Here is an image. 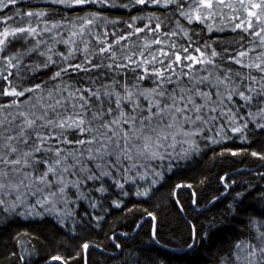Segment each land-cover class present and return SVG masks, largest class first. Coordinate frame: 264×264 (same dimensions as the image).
<instances>
[{"label":"snow or ice","instance_id":"obj_1","mask_svg":"<svg viewBox=\"0 0 264 264\" xmlns=\"http://www.w3.org/2000/svg\"><path fill=\"white\" fill-rule=\"evenodd\" d=\"M250 125L264 134V0H0V242L7 235L20 249L9 257L30 264L38 252V236L9 231L20 220H54L52 239L68 237L84 226L83 202L103 209L113 189L110 209L160 194L183 210L178 193L193 184L169 185L181 163L216 145L220 156L241 154L226 142L247 141ZM251 156L264 160V151ZM227 214L243 227L209 249L213 264H264V186L243 184ZM103 219L94 217L97 227ZM214 224L193 225L187 248L212 241ZM77 248L51 260L87 264L100 245Z\"/></svg>","mask_w":264,"mask_h":264},{"label":"trees","instance_id":"obj_2","mask_svg":"<svg viewBox=\"0 0 264 264\" xmlns=\"http://www.w3.org/2000/svg\"><path fill=\"white\" fill-rule=\"evenodd\" d=\"M33 2H39V0H33ZM111 14L123 15L124 10H112ZM226 146L233 150L243 149V152L236 156L231 154L220 156L222 146H213L216 149L215 152L207 151L206 155L195 157L189 162H182L176 175L169 180V185L181 181L193 184V189L185 188L178 193L183 204L184 217L179 212V204L167 199L161 201L160 194L151 200L134 195L124 197V204L127 207L123 210L114 207L110 209L111 200L117 199L119 193L118 189H113L110 194H106L109 195V200L104 202L103 209L99 207L93 209L87 201L83 202L78 211L83 217L84 226H78L76 232L68 237L57 235L56 239H52L56 234V229L53 227L54 220L51 223L20 220L9 231L30 232L40 238L38 252L28 257L30 264H46L52 261L51 257L56 254L65 257L74 255L78 251L77 245L84 241L99 244L98 249L110 254L105 255L90 248L87 264H122V259L129 256L160 258L165 260V264H213V256L209 249L214 250L217 244L232 236L233 230L243 227L239 224L243 217L233 220L232 215L227 214V206L232 202L235 191H240L243 184L248 182L264 186V181L259 175L264 173V160L251 156L252 151H264V134H261L259 129H252L250 125L247 141L237 136L235 139L228 140ZM225 174L236 180L237 185L225 188L224 183L219 180V177ZM169 175L171 176V173ZM204 177L207 179L201 184L200 180ZM193 190L197 194L196 204H193L189 198V193ZM162 192L167 195L168 187H165ZM94 196L100 199L99 193H95ZM216 197L219 199H215ZM129 208H135V211L129 212ZM149 211L157 215L155 221L157 240H152L150 236L154 222L147 215ZM85 212L91 215H85ZM105 212L109 214L105 215ZM226 214L227 219H225ZM96 215L104 216L99 227L94 220ZM145 218L150 219L143 221ZM213 218L216 224L212 226V231L215 232L212 241L205 240L203 245L198 244L194 249L187 248L186 242H190L191 226L195 225L198 231H207ZM89 221L92 222L91 226ZM142 221L139 230L133 235L137 225ZM77 235L79 239H73V236ZM113 235L116 237L115 241L110 239ZM60 241H63L66 246H62ZM116 243L124 246L123 249L116 248L114 246ZM5 244L7 247L4 246ZM12 250L20 251L18 247L13 248V243L5 235L0 242V264H9V260L14 264H25L16 257L8 256ZM50 264H61V262L52 261ZM80 264L83 262L81 261Z\"/></svg>","mask_w":264,"mask_h":264},{"label":"water","instance_id":"obj_3","mask_svg":"<svg viewBox=\"0 0 264 264\" xmlns=\"http://www.w3.org/2000/svg\"><path fill=\"white\" fill-rule=\"evenodd\" d=\"M178 209H179V212H180V213L182 214V216L184 217L183 212H182V210L180 209L179 205H178ZM148 219H150V218H145L143 221L148 220ZM143 221L140 222L139 227H137V228L135 229L133 235H135V234L137 233V231L139 230V228H140V226L142 225ZM153 222H154V224H155V221H153ZM190 226H191V225H190ZM191 228H192V226H191ZM93 249H95L96 251H98V252H100V253H102V254L110 255V254H108V253H105V252L101 251L100 249H97V248H93ZM166 249H167V248H166ZM167 250L174 252V250H172V249H167ZM51 262H52V261H50V262H48V263H46V264H50Z\"/></svg>","mask_w":264,"mask_h":264}]
</instances>
